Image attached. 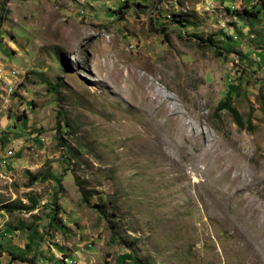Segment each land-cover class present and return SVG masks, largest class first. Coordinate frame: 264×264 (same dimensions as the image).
Wrapping results in <instances>:
<instances>
[{"label": "rangeland", "instance_id": "obj_1", "mask_svg": "<svg viewBox=\"0 0 264 264\" xmlns=\"http://www.w3.org/2000/svg\"><path fill=\"white\" fill-rule=\"evenodd\" d=\"M0 16V264H264V0Z\"/></svg>", "mask_w": 264, "mask_h": 264}, {"label": "trees", "instance_id": "obj_2", "mask_svg": "<svg viewBox=\"0 0 264 264\" xmlns=\"http://www.w3.org/2000/svg\"><path fill=\"white\" fill-rule=\"evenodd\" d=\"M3 19V17H1L0 16V21ZM216 53H220L219 51H217L216 50ZM219 109H227V110H229L230 111V113H231V115H232V117H233V119H234V121H235V123L237 124V126L241 129V128H245V125H244V122H243V120H242V118H241V116H240V114H239V112L233 107V106H231V104H230V102H229V100L228 99H226L225 101H222V102H220L219 103V107H218ZM57 127H58V129H60V126L59 125H57ZM250 128V127H249ZM251 129V128H250ZM61 145H63V144H61ZM53 176H51V178H52ZM37 179V177H35V176H33V177H31L30 178V180H31V182H34L35 180ZM39 179H41V178H39ZM45 180V179H44ZM59 182H60V180H58ZM90 195H87L86 193H84L83 194V201L85 202V203H88L89 202V199L92 197V193H89ZM56 207H54L55 209H54V212H55V214L56 213H58V211H59V207H58V205L55 203L54 204ZM6 209V210H10V207H6V206H3L2 205V207H1V209ZM124 256V258H125V260L127 259V260H132V261H134L135 259H130V257H131V255H130V253H128V254H126V255H123ZM12 258H17V257H15V256H13ZM136 262V261H135Z\"/></svg>", "mask_w": 264, "mask_h": 264}, {"label": "bare ground", "instance_id": "obj_3", "mask_svg": "<svg viewBox=\"0 0 264 264\" xmlns=\"http://www.w3.org/2000/svg\"><path fill=\"white\" fill-rule=\"evenodd\" d=\"M0 78H1V74H0ZM138 99V105L140 106V111L143 113L142 115L147 114V112H149V108L151 107V104L148 102V100L144 97V94H141L139 97H137ZM168 124V129L170 128V131H173V129H175L177 127V125H180L182 128L184 127L182 123H179L178 120H173V119H168L167 121ZM170 133V132H169ZM162 136V135H161ZM154 137V136H153ZM156 137V136H155ZM159 137V136H158ZM156 139V138H155ZM155 141V140H154ZM160 141V140H159ZM164 142V141H163ZM137 143V142H136ZM139 143V142H138ZM137 143V145H138ZM162 143V142H161ZM160 143V144H161ZM160 146V145H158ZM157 146V147H158ZM234 181V180H233Z\"/></svg>", "mask_w": 264, "mask_h": 264}, {"label": "built area", "instance_id": "obj_4", "mask_svg": "<svg viewBox=\"0 0 264 264\" xmlns=\"http://www.w3.org/2000/svg\"><path fill=\"white\" fill-rule=\"evenodd\" d=\"M0 162H4L5 163V157H0Z\"/></svg>", "mask_w": 264, "mask_h": 264}]
</instances>
